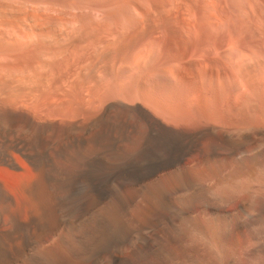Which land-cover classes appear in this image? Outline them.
I'll return each instance as SVG.
<instances>
[{"label": "bare ground", "instance_id": "6f19581e", "mask_svg": "<svg viewBox=\"0 0 264 264\" xmlns=\"http://www.w3.org/2000/svg\"><path fill=\"white\" fill-rule=\"evenodd\" d=\"M0 264H264V0H0Z\"/></svg>", "mask_w": 264, "mask_h": 264}]
</instances>
